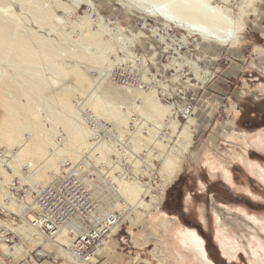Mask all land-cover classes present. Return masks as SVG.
Returning a JSON list of instances; mask_svg holds the SVG:
<instances>
[{
	"label": "bare ground",
	"instance_id": "1",
	"mask_svg": "<svg viewBox=\"0 0 264 264\" xmlns=\"http://www.w3.org/2000/svg\"><path fill=\"white\" fill-rule=\"evenodd\" d=\"M30 1L32 0L18 2L21 3L22 11L33 14L32 20L39 23L40 29L30 27L29 19L26 22L21 13L11 9L13 6L5 0H0V147L5 148L0 149V202L2 203L0 206H3V202L7 203L13 195L11 188L5 189L8 175L4 169L7 168L6 161L9 159L8 163L13 173L20 176V178H15L24 187H46L53 184L52 179L57 177L66 161L70 164V174H76L77 168L86 172L85 184L87 187L95 188L97 194L101 190L110 189V193L119 201L149 208L151 204L145 202L142 193L147 191L144 195L146 198L148 189L151 187L146 185L147 182H141L139 178L138 170L141 164L152 171L158 168L160 160L157 159L163 156L161 170L168 176L166 177L168 182H173V179L182 171L185 154L193 147L196 115L191 114V111L188 113L190 117L187 122L178 124V121L171 118L174 107L172 110V105L163 104L151 96L154 90L152 88L151 91L142 90V85L138 83V87L126 86L124 87L126 90H122L105 78L96 83L94 79L93 81L88 80L85 70L73 60L77 54L63 56L57 51L55 43L63 36L65 39L74 41V45H86L88 46L87 54H93L95 59L102 61L106 70H111L115 62L110 58V53L117 55L113 49L115 47L113 40L111 42L109 36L103 39L107 32L103 31L105 26L99 21L100 29L93 31L90 28L91 22L88 14H78L74 20H71L68 14L77 10L65 6L62 11L58 12L57 8L62 6L59 0H53L57 1L56 5L52 0H33V3ZM74 1L77 7L81 0ZM123 1L128 7L146 10L156 17L172 22L178 28L198 35L202 41L209 43L236 45L238 33L243 28L238 18L233 16L232 9L224 5L228 0ZM246 1L248 0H239V7ZM41 29L47 30V33L45 34ZM116 29L122 32L123 28L116 25ZM121 35L126 36L121 43L130 49L131 35L124 33ZM64 50L71 51V49ZM184 62L191 64L189 59ZM5 66L11 67L12 72H9ZM44 76L51 80H46ZM21 94L26 95L25 102L20 100ZM37 102L46 107L45 109L54 116L53 119L60 122L65 121L64 125L68 129L67 135L59 134V139L54 140L52 133L44 130L32 106ZM57 107L61 109V113H55ZM130 121L136 129L135 134L129 131ZM146 127L148 130L145 133ZM165 127L170 130L164 131ZM26 129L29 132L27 135L24 133ZM234 139L238 142L233 141L232 143L243 149L242 152H234V160L245 161L250 166V170L259 174L264 181V167L252 160L247 152L248 148L254 145L264 147V132L253 138L243 135L236 136ZM117 147H120L121 151L118 152ZM175 148L176 150L173 151ZM114 152L117 154V162L111 165L113 162L110 158ZM29 157L32 160L25 161ZM103 161L108 165L104 166ZM21 165L23 172L20 171ZM111 170L119 171L121 179L117 176L113 177ZM129 170H131V178L127 176L130 173ZM210 170H213L211 172L213 177L220 175L217 172L220 170L219 172L228 182L239 186L231 169L224 164L220 165L215 161ZM200 184L204 186V183ZM114 185H116V191ZM105 198L108 203H111L112 196L106 195ZM161 198L153 204L155 208H159ZM28 199L30 200L29 194ZM118 204L116 200L114 203L116 210H119L117 209ZM27 206L26 202L22 206L19 203L18 206L14 199L7 204L8 208L15 209V213L20 218H24ZM112 208L113 204H110L105 212L99 214V217ZM214 213L216 214L214 220L218 226L217 235L222 249L226 255L234 257L238 248L241 247L239 241L236 245L231 242L226 234L224 222L218 221L221 214L217 209ZM200 214L201 218L205 219L202 212ZM169 217L178 221L177 224L171 223L170 228L167 226L165 215L162 217L164 219L153 223L156 227H161L165 234L170 233V245L166 244L168 242L164 239L156 237L149 239L155 242L156 246L152 252L159 263L216 264L210 258L208 248L196 228L182 225L178 215ZM14 224H17V227L9 224L4 226L12 230L16 229L17 232L13 231L21 237L22 241L14 242L15 244L10 246L2 240L1 247L7 253L12 250L11 253L14 254H25L27 249H21L18 246L24 243V233L30 235L27 239L33 244L36 238L32 235L38 230L29 219L18 220ZM81 225L79 218L71 219L61 228L56 239H61L68 245V247L63 246L60 241L58 243L62 254H66L65 257H72L70 260L75 264H89L91 259L96 258L97 253L109 250L110 242L98 247L89 260L79 257L77 252L74 253L70 248L72 242L68 234L72 229H79ZM130 233L137 244L136 233L133 230H130ZM259 245L264 248V241L262 240ZM56 256L58 257V254ZM138 258L139 256L134 257V261ZM142 260L153 264L150 259L143 258ZM40 264L53 263L45 259ZM262 264H264L263 261Z\"/></svg>",
	"mask_w": 264,
	"mask_h": 264
},
{
	"label": "rangeland",
	"instance_id": "2",
	"mask_svg": "<svg viewBox=\"0 0 264 264\" xmlns=\"http://www.w3.org/2000/svg\"><path fill=\"white\" fill-rule=\"evenodd\" d=\"M5 1L13 6L11 8L13 11L21 13L26 22L29 19L30 27L40 29L39 23L32 20L33 14L22 11L20 0ZM56 2L53 1L55 5ZM58 2L62 4L57 8L58 12L65 6L77 10L68 14L71 20H74L78 14H88L90 28L93 31L100 29L99 21H101L105 26L103 31H107L103 39L109 36L111 42L113 40L115 46L113 49L117 56L110 53V58L115 62L111 70H106L102 61L95 59L93 54H87L88 46L74 45V41L65 39L63 36L56 41L55 47L63 56L77 54L73 60L85 70L88 80L94 79L96 83L105 78L114 86L126 90L124 81L127 78L139 77L138 83L143 88L139 89L145 91L154 89L151 96L163 104L172 105V110L174 107L171 118L178 121V124L186 123L190 117L188 113L183 112L186 106L191 105V114L196 115L193 147L183 158L182 171L173 179V182L169 183L166 178L168 176L161 170L163 156L157 159L160 160L158 168L152 171L142 164L141 167L139 165L141 182L144 183L147 177L154 176V170H158L160 177H154L151 183L154 187L161 182L163 185L159 184L158 188L153 189L152 185L146 184L151 188L149 187L146 198L144 195L147 191L142 193V196L145 202L151 204L149 208L130 203L134 207L135 215L132 218L134 219L132 224L126 223L115 236L110 237L106 241L110 242L109 250L97 253L96 258L91 259L89 264H150L143 262V258L150 259L153 264H160L152 252L156 246L155 242L149 239L150 237L164 239L168 242L166 244L170 245V233L165 234L161 227H156L153 223L164 219L162 218L164 215L168 228L171 227V223L178 222L169 217L173 215L180 217L182 225L196 228L214 263L262 264L264 248L259 244L262 240L264 241V181L259 174L250 170V166L245 161L234 160V152H242L243 149L232 142H238L234 139L236 136L244 135L253 138L264 132V0H248L241 7H239V0H228L224 3L232 9L233 16L243 25L238 33L237 44L231 46L228 43L218 45L202 41L198 35L178 28L172 22L156 17L146 10L128 7L123 0H81L77 7L74 0ZM116 25L123 28L122 32L116 29ZM41 31L47 33L45 29ZM122 33L131 35L130 49L121 43L126 37L121 35ZM64 49H71V51ZM186 59L191 60V64L185 63ZM5 68L12 72L11 67L5 66ZM117 69H122V72L126 70V74L118 73L114 81L113 75ZM44 78L51 80L47 76ZM21 95L20 100L25 102L26 95ZM32 106L44 130L52 133L54 140L59 139V134L67 135L65 121L53 119L54 116L40 102ZM57 112L61 113L59 107L56 108L55 113ZM148 127L144 129L145 133ZM168 129L165 127L163 130L169 131ZM24 133L27 135L29 132L26 129ZM0 149L3 148L0 147ZM175 150L176 148L173 151ZM247 152L252 160L264 167V147L254 145L249 147ZM27 160L32 159L29 157L25 161ZM8 161L9 159L6 161L7 168H2L6 171L9 182L12 177L20 178V176L13 173ZM215 161L231 169L240 188L236 183L228 182L221 175L220 170H217L220 175L212 176L213 170L210 169ZM61 165L62 163L60 168ZM20 171H22V165ZM128 172L131 175V170ZM143 172L147 173L145 178L141 177ZM200 183H204V186ZM174 192H178L179 195L176 200L170 198ZM160 195L164 196L161 198ZM160 198V206L155 208L153 204ZM213 209L214 211L217 209L221 214L218 221L224 222L226 234L231 242L236 245L239 241L241 247L238 248L234 257H229L222 249ZM201 212L207 220L201 218ZM0 220L3 225L17 227L11 216L0 215ZM13 230L17 232L16 229ZM130 230L136 233L137 244L131 237ZM26 234L24 233L23 237L24 243L18 245L21 249H27L25 254H14L11 253L12 250L7 253L2 249L3 241L0 239V264H34L30 261L28 253L35 250L37 246L39 248L33 252V255L37 258L38 264L45 259L51 260L53 264H75L70 260L72 257L67 258L64 256L66 254H62L59 247L54 248V241L51 239L35 232L32 236L36 238V241L32 244L31 240L27 239L30 235ZM59 241L64 242L61 239ZM39 250L41 253L36 252ZM53 253L64 259L53 262L51 258ZM136 256L139 258L134 261Z\"/></svg>",
	"mask_w": 264,
	"mask_h": 264
},
{
	"label": "built area",
	"instance_id": "3",
	"mask_svg": "<svg viewBox=\"0 0 264 264\" xmlns=\"http://www.w3.org/2000/svg\"><path fill=\"white\" fill-rule=\"evenodd\" d=\"M122 69L116 70L113 75L114 81H116L115 77L118 73L122 75L126 74V70H123L122 72ZM138 79L139 77L127 78L124 81L125 84L123 85L127 87H138ZM191 111V105H188L183 109L185 114L190 113ZM91 126L94 128L93 125ZM128 127L130 128V132H133V134L136 133L134 124L131 121ZM103 137L110 139L107 136ZM117 148L118 152L121 151L120 147ZM113 154L117 155L115 152ZM115 155H113L114 157L111 156L113 158H110L113 162L111 165H113L114 162H117V156ZM69 169L70 164L65 161L60 173L57 177L52 179L53 184L47 185L46 187H24L16 178L12 177L11 180L7 182L5 189L11 188L13 195L7 203L3 202V206H0V215H2V217H13L14 223L18 220L25 221V219H29L31 223L36 226L38 232L54 241V248L59 247V240L56 239V235L61 228L71 219L79 218L82 225L79 229H72L68 234L72 242L70 248L73 249L74 253L77 252L79 257L89 260L91 254L98 247L103 246L112 235L114 236L116 232L120 231L123 225L126 223L132 224V221L134 220L132 218L135 216L133 214V205L116 199L115 196L110 193V189L106 191V194L104 190H101L97 194L95 188L86 186L85 176H87V174H85V171H80V169L77 168L76 174H70ZM115 169L119 170L118 167H115ZM117 170H111L112 176H117L118 179H121L120 172ZM154 171V176L147 177V180L145 181L150 185H152L151 180L160 174L158 170ZM146 174L147 173H141V177L145 178ZM128 176V178H131V175ZM159 184L160 183H158L156 187L152 185L153 189L158 188ZM160 185H163V183L161 182ZM114 189L116 191V185H114ZM28 194L30 200L28 199ZM106 195L112 196L111 203H108L106 200ZM12 199L16 201L18 206L19 203L20 206L24 205V202L28 203V208L25 211L24 218H20L18 214L15 213V209L7 207V204L10 203ZM116 200L119 203L117 208L119 210H116V206L114 205ZM110 204H113V208L106 212L105 215L99 217V214L105 212ZM0 239L8 245L14 243L16 239V242L22 241L18 234L14 233L12 229L2 225L1 223ZM62 245L68 247L66 243H62ZM37 248H39V246H37ZM35 250H31L28 255L30 256L31 262L38 264V262H36L37 258L33 255ZM40 251L41 250L36 252L39 253ZM53 254L54 255H51L53 262L59 261V259H64L62 257H57L55 253Z\"/></svg>",
	"mask_w": 264,
	"mask_h": 264
},
{
	"label": "trees",
	"instance_id": "4",
	"mask_svg": "<svg viewBox=\"0 0 264 264\" xmlns=\"http://www.w3.org/2000/svg\"><path fill=\"white\" fill-rule=\"evenodd\" d=\"M177 196H179V195H178V192H176V193L174 192L172 196L170 195V198H171L172 200H173V199L176 200ZM176 206H178V204H177ZM178 208H179V207H178ZM179 209H180V208H179Z\"/></svg>",
	"mask_w": 264,
	"mask_h": 264
}]
</instances>
